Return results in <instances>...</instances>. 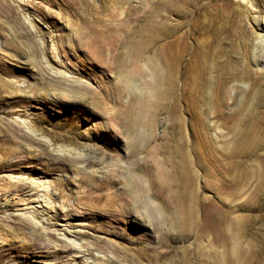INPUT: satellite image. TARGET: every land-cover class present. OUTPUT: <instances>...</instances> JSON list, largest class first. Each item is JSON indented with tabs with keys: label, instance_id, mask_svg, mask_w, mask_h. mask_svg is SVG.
I'll return each instance as SVG.
<instances>
[{
	"label": "rangeland",
	"instance_id": "obj_1",
	"mask_svg": "<svg viewBox=\"0 0 264 264\" xmlns=\"http://www.w3.org/2000/svg\"><path fill=\"white\" fill-rule=\"evenodd\" d=\"M161 1L0 0V264H264V0H175L157 13ZM208 13L238 26L250 59L245 78L228 85L232 101L208 118L188 114L184 69L176 88L167 82L153 145L177 127L190 141L179 184L198 197L183 227L152 187L147 153L132 149L129 108L154 68L142 24L167 20L174 35L162 45L175 50ZM128 44L144 46L146 77L132 89L121 81L133 66Z\"/></svg>",
	"mask_w": 264,
	"mask_h": 264
},
{
	"label": "bare ground",
	"instance_id": "obj_2",
	"mask_svg": "<svg viewBox=\"0 0 264 264\" xmlns=\"http://www.w3.org/2000/svg\"><path fill=\"white\" fill-rule=\"evenodd\" d=\"M174 1L175 0H162L160 5L159 6L157 5V10H156L157 13H161L165 8L170 9L171 6L174 5V3H175ZM243 1H245V0H243ZM176 2H178V1H176ZM191 3H192V0H190V4ZM155 4H156V2H155ZM194 5H196V4H194ZM202 7H204V6H202ZM180 8L181 7H179V9ZM197 9H198V7H197ZM212 11L213 10H211L210 12H212ZM232 11H234V10H232ZM169 12L168 13L166 12V13L169 14ZM212 15L213 14H211V16H210L208 13V16L206 15L207 18L203 19V21H200L202 19L199 20L198 28H196L197 32L195 34V35H197V37L194 40L192 39L193 42L190 41V39H191L190 38V39H188V45L186 44L185 46H182L179 49H175V50L173 49L174 46L172 44L166 43V44H164L165 46L162 45L164 42L163 40H165V38L169 36L170 31L172 32V30L170 29L171 27H169V24L167 25V20L161 19V22H158L157 19H152V18H154V17H152L151 19L146 20L142 24V27H141V30H142L141 33L143 35L147 36V41L146 42L144 41V43L145 44L146 43L147 44H149V43L155 44V51H154L155 54L151 58L149 57V60H148V64L152 62L151 64H153L154 68H152V71L150 70L151 76L149 75V77H151V81H144V83L141 84V92L138 94H135L133 96L134 102L132 103V105L129 108V116L131 117L130 131L134 137H132V135H131V137H132L131 139H133L132 140L133 142L130 141L131 140L130 137H129L128 141L132 142V149L134 152H136L138 150H145V152L147 153V157L149 158V160L151 161V164L153 166V171L151 172V175H150V182L152 184V187L157 193L162 195V197H161L162 202L165 205V207L167 209H169V211L172 212L174 223L176 222V223L180 224V226L183 225V223H186L185 221H187L190 214H192L193 206L196 203V198L198 197L197 196L195 198L194 197L195 195H194L193 198L190 199L188 197V195H185L184 193H182L180 191L182 185L179 184L181 179H180V176L178 174H180L181 166H184L185 168L188 167V146L190 145L189 144L190 141L188 140L187 135H185V132L182 130H179L177 127V130H173V132L171 133L170 138L164 139L161 143H159V144L156 143L155 145H153V143L155 142V139H156V136L153 135L154 134L153 133L154 132L153 126H155V123L157 122L159 111H162V110L166 111L168 109V107L166 105L167 102H165V101L167 100V96H171L170 95L171 88L172 89L176 88L175 87V80H176L175 71L177 69L179 70V68H182L185 71L183 73L182 71H180L181 70L180 69L178 73H179L180 77H184L183 80L188 81V85H187L188 86V114L192 115L195 118H198L199 116H202V115H207V118H208L209 115H213L214 113H220L223 111V110H221V108L223 109V107L221 105V102H224L223 98L224 97L228 98L229 95L231 97V94H229V93H230V90L232 87L229 90L228 85L232 81H236V80H240V79L245 78V76L247 75V62L250 59V49H251L250 45H249L247 40L240 38V36H239L240 31L238 32V30L236 29V27H238V26L235 27L232 23H223L220 21L221 19L215 18ZM232 15H235V14H232ZM203 17H205V16H203ZM237 18H239V16ZM256 21H257V19H256ZM195 24H196V21H195ZM258 25L264 29V16L262 17V20L259 21ZM245 29H246V26H245ZM173 35L174 34L171 33L170 37ZM242 35H243V33H242ZM172 42H174V41H172ZM177 44H178V42H177ZM127 47H129V48L126 49L125 53L131 57L133 66H132V69L126 70L125 73H121V81L123 83V86H125L129 89H132L134 79H136V78L143 79L146 77V70L143 67H141L139 64V61L143 55L142 54V48L144 49V46L141 44H138V46L128 44ZM164 47H165V49H164ZM252 57L254 58L253 55H252ZM120 62L123 66H125L124 60H121ZM169 80L171 81V88L168 90L169 85L167 84V82ZM166 87H167V89H166ZM114 88H112V89H114ZM116 89H117V87H116ZM118 91H119V89H118ZM216 93H218V94H216ZM258 93L262 94L261 91ZM102 95H103V93H102ZM107 95H109V94H107ZM118 97H120V94ZM230 97L228 99L231 100ZM110 98H111V96H110ZM112 100L113 99L111 98V101ZM171 100L172 99H170V101ZM104 102L106 103L105 100H103V103ZM123 103H124V101H123ZM175 103H177V102H175ZM173 104H174V102H173ZM126 105H128V104H126ZM169 105H170V103H169ZM175 106H177V105H175ZM109 107H110V105H109ZM171 109H172V106H171ZM171 109H169V110L171 111ZM112 110L114 111V108ZM112 110L110 112H112ZM169 110H168V113H169ZM236 110L234 109L233 113L237 112ZM116 111H117V109H116ZM174 111H175V109H174ZM121 115L124 116L123 111L119 108V110L116 112V116L120 117ZM116 116H114V117H116ZM125 121H126V119H125ZM172 123H174V122H172ZM202 123L205 126L207 125L206 120L202 121ZM141 127L145 128V134L146 135L144 137H142L143 135L140 134L141 132H139L141 130ZM155 128H156V126H155ZM182 128L184 129V126ZM185 128H186V125H185ZM209 128H210V125H209ZM191 130H192L191 133H194V130L193 129H191ZM22 131H23L22 133L25 136L32 137V135L30 134L31 131L29 132L27 129H23ZM195 131L198 132L196 129H195ZM209 133L210 132H208V134ZM246 133H247V131H246ZM203 134H204V132H203ZM129 135H130V133H129ZM200 136H202V135H200ZM209 136H210V134H209ZM247 137H249V136H247ZM202 138L205 139V136H202ZM211 139H212V137H211ZM197 140L198 139L192 140L191 144L194 145L195 143H200V142H197ZM37 141H40V140H37ZM40 143H41V141H40ZM42 144H43V142H42ZM130 149H131V147H130ZM232 149L234 150L233 146H232ZM235 149H236V147H235ZM123 154H125V152ZM233 154H235V153H233ZM147 157H146V159H148ZM178 158H179V160H178ZM187 171H188V169H187ZM135 176H133L134 179H135ZM249 176H251V174ZM140 178H142V177H140ZM136 180H137V177H136ZM139 180H141V179H139ZM132 181L133 180H131L130 184L133 183ZM136 182L138 183V181H136ZM16 183H19L18 185L19 186L21 185L20 187H23V185H26L25 188H27L28 187L27 185H29L31 188V184L29 182H27V184H26V182H24L23 180H21V181L17 180ZM137 185H141V184L139 183ZM140 190L142 191V189H140ZM29 191H30V189H29ZM140 193L138 196L139 197L141 196L140 198H142L143 195H145V193L143 191H142V193H144L143 195L142 194L140 195ZM196 194L198 195L197 192H196ZM136 200H138V199H136ZM236 224H237V218L233 212V214L230 218V228H231V232L233 234L232 235L233 237H235ZM184 226L185 225H183V227ZM48 232H50V231H48ZM63 244H65V245H63ZM59 245L64 246L65 248L67 247L66 248L67 250L70 249L71 246L73 247V245L68 244L67 241L62 239V238L59 239ZM58 249H59V247H58ZM233 254H234V252H233ZM229 255L231 256V254H229ZM231 260H232V258H231Z\"/></svg>",
	"mask_w": 264,
	"mask_h": 264
}]
</instances>
